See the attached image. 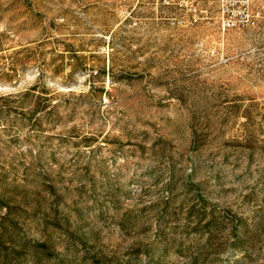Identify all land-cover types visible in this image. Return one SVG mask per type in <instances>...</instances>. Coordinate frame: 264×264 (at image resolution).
Wrapping results in <instances>:
<instances>
[{
  "label": "rangeland",
  "instance_id": "obj_1",
  "mask_svg": "<svg viewBox=\"0 0 264 264\" xmlns=\"http://www.w3.org/2000/svg\"><path fill=\"white\" fill-rule=\"evenodd\" d=\"M0 264H264V0H0Z\"/></svg>",
  "mask_w": 264,
  "mask_h": 264
},
{
  "label": "trees",
  "instance_id": "obj_2",
  "mask_svg": "<svg viewBox=\"0 0 264 264\" xmlns=\"http://www.w3.org/2000/svg\"><path fill=\"white\" fill-rule=\"evenodd\" d=\"M51 98H53V97H51ZM39 102H37V105L34 107V111H36V110H38L39 108H40V104H38Z\"/></svg>",
  "mask_w": 264,
  "mask_h": 264
},
{
  "label": "built area",
  "instance_id": "obj_3",
  "mask_svg": "<svg viewBox=\"0 0 264 264\" xmlns=\"http://www.w3.org/2000/svg\"><path fill=\"white\" fill-rule=\"evenodd\" d=\"M225 2H227V3H229V2H231L232 0H224ZM252 23H254V22H252Z\"/></svg>",
  "mask_w": 264,
  "mask_h": 264
}]
</instances>
